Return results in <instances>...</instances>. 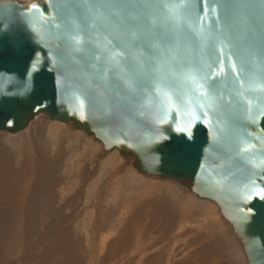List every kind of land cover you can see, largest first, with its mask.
<instances>
[{
	"label": "water",
	"instance_id": "water-1",
	"mask_svg": "<svg viewBox=\"0 0 264 264\" xmlns=\"http://www.w3.org/2000/svg\"><path fill=\"white\" fill-rule=\"evenodd\" d=\"M110 2L114 0L0 1V131L19 132L40 113L71 123L100 141L104 150L132 155L142 175L175 181L196 198L216 204L241 240L247 264H264V93L245 92L251 104L237 96L238 83L232 84L236 74L227 61L225 73L208 81L216 99L190 92V82L167 72L168 64L209 60L215 38L200 47L186 24L172 30L164 5L180 0H139L132 11L139 13L145 30L135 40L130 32L122 36L123 47L112 30L111 21L117 20L112 10L89 11ZM183 2V11L202 23L205 32L223 33L224 51L233 53L237 71L243 61V75L264 77L261 0H244L250 5L246 8L237 7L236 0ZM205 4L209 14L200 22ZM113 45L121 52V75L134 81L131 89L113 75L116 69L101 80L91 65L100 67L102 61L73 51L79 46L95 54Z\"/></svg>",
	"mask_w": 264,
	"mask_h": 264
},
{
	"label": "bare ground",
	"instance_id": "bare-ground-1",
	"mask_svg": "<svg viewBox=\"0 0 264 264\" xmlns=\"http://www.w3.org/2000/svg\"><path fill=\"white\" fill-rule=\"evenodd\" d=\"M14 1L30 4L40 0ZM32 126L35 127L36 135L40 138V147L43 153L54 156L60 146H62L61 150L65 148L66 154L62 160L66 163H62L59 169V159L55 156L54 159H57L55 166L59 169L57 171L60 175L62 171L66 175V180L67 177L71 180L68 182V186L60 190L59 201H56L58 197L52 196L46 199L43 196L45 199L42 202L41 211L38 213L42 214L43 212V215L48 218V213L52 214L51 212L57 206L56 212H60L62 210L60 205H63L64 208L66 204L68 206L73 199L82 194L81 206L83 209L75 219L77 223H67L68 225L64 229H67V242L70 246L67 244L68 248L65 245V250L62 249L66 253H54V257L57 255L55 259H51L52 256L49 257L48 264H53L56 259L58 261L63 254H65L63 260L58 263L56 261L57 264H227L223 262L224 259L230 261L231 264H247L241 240L233 233L216 204L196 198L193 193L175 181L152 175H142L135 169V159L132 155H121L117 149L104 150L100 141L75 129L71 123L51 120L45 114L40 113L35 115L29 125L19 132L0 131L1 144L16 157V164H12L13 168L17 167L16 165H21L26 155L32 157L35 154L33 149H29L23 143L28 144L29 135L27 133ZM33 161L34 157H32V163ZM37 163L40 164L38 165L40 168L37 165L36 169L32 166L35 170L38 169L37 172L41 174L37 178H40L45 184L44 191L48 195L49 193L53 195L56 186H59L61 182L60 179L51 180L47 176L50 177L49 170L55 166L52 165V167L48 162ZM5 165L3 163L0 166L5 167ZM0 168L2 169V167ZM56 168L54 169L56 170ZM20 169L21 167L17 172ZM11 171L12 169L8 173L10 175L6 171L0 175V250H3L5 245L13 240V236L22 235L21 232L17 235L14 231V225L10 224L11 217L23 221L24 214L25 216L27 214L22 215L23 203L28 202L29 204L30 200L34 198L35 190L40 191L41 189L40 179L33 182L30 176L15 175L14 171L12 173ZM43 173L48 175H43ZM155 200L163 203L161 205L163 207L167 205L170 211L172 210L171 215L162 213L163 209L159 211L160 206L154 208ZM144 202L146 203L144 204ZM138 206L145 209L144 214L140 216H138ZM12 213H14L13 216H11ZM32 213L35 212L32 211ZM136 213L137 217H135ZM43 217L41 218L43 219ZM70 218L72 219L71 216ZM131 218L134 220L129 222ZM48 219H50V215ZM45 220L43 219V221ZM22 225H24L23 222ZM42 227L44 226L42 225ZM26 230L31 231L28 228ZM199 231L208 236L209 241L211 240L209 235L215 238L212 245L200 242L201 237L198 241L196 239L189 240L188 234ZM70 233L74 236H71ZM52 236L50 237L52 238ZM53 242L56 244V241ZM61 242H64V239ZM201 245L203 246L201 247ZM83 248H86L87 252ZM76 249L88 253L89 258L85 255L87 259L83 261L80 258L82 257L81 253L80 257L76 255ZM6 255H8L7 251H5ZM12 255L15 256L13 251ZM10 260L7 258L6 261Z\"/></svg>",
	"mask_w": 264,
	"mask_h": 264
},
{
	"label": "snow or ice",
	"instance_id": "snow-or-ice-1",
	"mask_svg": "<svg viewBox=\"0 0 264 264\" xmlns=\"http://www.w3.org/2000/svg\"><path fill=\"white\" fill-rule=\"evenodd\" d=\"M261 3L264 4V0H261ZM236 6L239 8L250 7V5L246 4L244 0H236ZM105 7L107 9L112 10L111 15L117 17V20L111 21L112 30L116 32V39L120 41V46H124V41L120 38L129 32L131 33V38L135 40L137 38L138 33H143L146 25L141 21L140 15L136 11H132V9H136L139 7V0H124V2H120V0H114V2L106 3L103 5H94L89 7V11H92V8ZM32 8L37 12H40L43 15V12L39 9L38 6L32 5ZM164 8L167 9V16L165 17L166 21H170L172 24V30L174 32L182 30L183 25H187L192 33L197 37V42L200 47H203L209 40V37L215 36L212 39L211 44L209 46L208 56L209 60H204L201 58L199 64L192 65L188 63L185 65L180 62L175 65L168 64L167 72L171 73L172 76H177V74L187 83L190 82L191 88L190 92H199L200 96L204 99H216L215 96V88L213 86L212 90H209L208 81L211 78H215L216 76L222 75L225 73V62L227 61L230 71L235 73V78L232 80V84L235 87L238 83V88L236 90V95L244 97L248 100V103L251 104V99L245 96V92H260L264 93V77H257L252 74H248L247 76L243 75L245 69L243 67V61H241V67L239 71H237L236 62L233 61V53L229 51L225 53L224 49L227 47L225 40L222 38L223 33H214L212 30L205 32L202 23H198L191 19V14L183 11L185 9V4L183 0H180L179 3H171L165 4ZM128 10L127 16H122L121 13L125 10ZM217 11L216 7H211V12L215 14ZM209 14V7L205 4L203 9V14L199 15L198 21L202 22L205 17ZM95 20V17L93 18ZM127 21V22H126ZM135 21L136 23H131ZM105 26L108 24V17H104ZM152 25H155V20L151 21ZM217 25L220 24V20L217 19L215 21ZM227 25L225 26V29ZM76 40L77 45L80 44V40L77 37H73ZM108 43H111L109 41ZM97 48H100V45L97 44ZM217 49L218 54H217ZM74 52L84 53L87 58H92L94 55V59L96 62H101L100 67H97V64H92L91 67L96 69V73L99 75L101 80H107L108 74L110 71L114 69L118 71H114L113 75L117 78L124 79L125 86L131 89L133 87V79L131 76L123 77L121 73L123 72V68L121 67L120 59L121 52L117 50V46L113 45L111 48L104 47L98 53L90 54L89 51L83 47L76 46L73 48ZM167 63V61H164ZM218 65V66H217ZM156 71V69H153ZM224 79H228V77H224ZM168 95V103L171 107H175L171 100V96ZM191 101V97L189 96V102ZM84 103L81 101V108H83ZM203 107V105H201ZM171 107L169 110H171ZM179 130V129H178ZM248 147H252L249 145ZM261 198L264 199V190L260 193Z\"/></svg>",
	"mask_w": 264,
	"mask_h": 264
},
{
	"label": "rangeland",
	"instance_id": "rangeland-1",
	"mask_svg": "<svg viewBox=\"0 0 264 264\" xmlns=\"http://www.w3.org/2000/svg\"><path fill=\"white\" fill-rule=\"evenodd\" d=\"M29 136H28V138H29V140H28V144L26 143V142H23L24 144H26L27 145V147L29 148V149H33V151H34V153L36 154H33L32 155V157H34V161H33V163H32V157L31 156H29V157H27V155H26V158L25 159H23L24 161L23 162H21V165H16L17 167H15V168H13V165H15L16 163H15V156H13V154L12 153H10V151L8 150V148H5V146H3L2 144H1V142H0V163H2V164H0V165H3V163H4V165H5V167L4 166H0V167H2V169L0 168V175H2L1 173H5L4 171H6V173L8 174V173H10L9 171L12 169V171H11V173L13 172L15 175H28V176H30V178H32V180H33V182H36L37 180H39L40 178H37L38 177V175H41L40 174V172H37L38 171V169L37 170H35L36 168H37V166L38 165H40L39 163H37V162H44V163H51V166L52 165H56L55 163L57 162V159H54V157L56 156L58 159H59V164H58V167H59V169H60V167H61V164L63 163H66V161H63L62 160V158H63V156H64V154H66V150H65V148H64V150H61L62 148H60V147H62V146H60L59 148H58V152L54 155V156H50V155H48V154H46V153H43V151H41V147H40V145H41V141H40V138H38V136L36 135V131H35V127L34 126H32L31 128H30V130H29V132L27 133ZM24 137V136H23ZM29 143H31V144H29ZM59 151H60V153H59ZM67 153H69V151L67 150ZM31 155V154H30ZM13 156V157H12ZM38 156V157H37ZM50 156V157H49ZM52 157V158H51ZM68 157H70L69 155H68ZM14 158V159H13ZM39 158V159H38ZM36 159V160H35ZM14 160V161H13ZM27 160V161H26ZM39 160V161H38ZM63 161V162H62ZM11 162V163H10ZM24 162H26V163H24ZM14 163V164H13ZM36 163V164H35ZM13 164V165H12ZM24 164V165H23ZM10 165H11V168H10ZM37 165V166H36ZM9 166V167H8ZM23 166V167H22ZM35 168H33V167ZM21 167V169H20V171H18L17 172V170H19V168ZM53 167V166H52ZM4 168H5V170H4ZM18 168V169H17ZM38 168H40V166H38ZM54 168H56V166L55 167H53V169L51 170H49L50 172L48 173L49 175H50V177L49 176H47L48 174L47 173H43V175L45 174H47L46 176L49 178V179H51V180H53V179H60V182H61V184L58 186H56V188H55V191H53V192H55V193H52L53 195H51L50 193H49V195L47 194V192H45L44 191V189H45V184H43L42 183V180L40 179L39 181V183H40V186H41V189H40V191L38 190V189H36L35 190V192H34V198L32 199V200H30V202H29V204H28V202H24V203H26L25 204V206H24V203H23V205H22V215L24 214V213H27L28 214V212H30L29 213V215H31V216H29V215H27L26 214V216H25V214H24V220L23 221H20V220H16V218H14V217H11L12 219H11V221H10V224H13L12 226L13 227H15V228H13V229H15L14 231L17 233V235L21 232L22 233V235H20V236H16L17 237V239H16V237H14L13 236V240H11V242L10 243H8V244H6L5 245V247H4V249L2 250H0V252H1V254H0V264H48V261L50 260L49 259V257H51V259L52 258H56L57 257V255L54 257L53 255H54V253H66V252H64L62 249H64L65 250V248H66V246H67V248H68V242H67V229L66 230H64L65 229V227H66V225H68V224H76L77 222H76V220L75 219H77V216H78V214L82 211V209H83V207L81 206V199H82V194H80L79 196H78V198H76V199H73L72 201H71V203H69L68 204V206H67V204L64 206V208H63V205H60L59 207H61L62 208V210L60 211V212H56V209L58 208V206H57V208L55 209V210H53L51 213L52 214H50V212L48 213V218H49V215H50V219H48L45 215H43L44 213L42 212V214L41 213H38L39 211H41V205H42V202L44 201V197H46V199L47 198H49V197H52V196H54V197H58L57 199H56V201H59V197H60V190L61 189H63V188H65V186H68L67 184H69L68 182H70L71 180L70 179H68V177H67V180H66V175L61 171V175H60V173H58V171L57 170H59V169H57L56 168V170L54 169ZM9 169V170H8ZM2 170H4V171H2ZM8 170V171H7ZM17 172V173H16ZM25 172V173H24ZM47 172V171H46ZM54 173V174H53ZM72 174H73V172H72ZM8 175H10V174H8ZM11 175H13V174H11ZM34 175V176H33ZM53 175V176H52ZM31 185H33V184H31ZM31 187H33V186H31ZM29 192V191H28ZM43 192H45V193H43ZM39 193V194H38ZM35 194H37V195H35ZM46 194V195H45ZM58 194V195H57ZM27 196H28V193H27ZM44 196V197H43ZM42 198V199H41ZM145 201H146V199H144ZM155 202L157 203H155V204H153V206H154V208H159V206L161 207L160 208V210L159 211H161V209H163L161 212L162 213H165V214H167V215H171V211H170V208L166 205V207H163V206H161L163 203H161L160 201H156L155 200ZM160 202V204H158ZM146 202H144V204H145ZM28 205H30V207H28ZM33 206V207H32ZM40 207V208H39ZM145 207V206H144ZM40 210H39V209ZM165 208V209H164ZM139 211H141V212H139L138 211V213H139V215L138 216H140V215H142V214H144L143 212H145V209H143V207H139L138 206V208H137ZM143 210V211H142ZM26 211V212H25ZM32 211L33 212H35V213H32ZM174 213V212H173ZM13 214L14 213H12L11 214V216H13ZM33 214V215H32ZM41 214V215H40ZM54 214H56V215H54ZM76 214V215H75ZM61 215V216H60ZM63 215H65V216H63ZM68 215V216H67ZM72 217V219L70 218V216ZM73 215V216H72ZM137 215V213L135 214V217H137L136 216ZM43 216H45V217H43ZM60 216V217H59ZM66 216H67V218H66ZM33 217V218H32ZM41 217H43V219L45 220V218H46V220L45 221H43V219L41 218ZM62 217V218H61ZM135 217H133L134 219H135ZM28 218H30L28 221H27V219ZM42 219V221H41V219ZM52 218H53V220H52ZM57 220H56V219ZM133 218H131V220H129V222H132L134 219ZM143 218V217H142ZM68 219V221H65V220H67ZM9 220V219H8ZM31 220V221H30ZM20 221V222H19ZM35 223H34V222ZM48 221V222H47ZM50 221V222H49ZM79 221V220H78ZM22 222H23V224L24 225H22ZM62 222V223H61ZM65 222V223H64ZM15 223V224H14ZM28 223V224H27ZM29 223H31V224H33V225H31V224H29ZM41 223H42V225L45 227H42V225H41ZM46 223V225H44ZM68 223V224H67ZM37 224V225H36ZM16 225V226H15ZM35 225V226H34ZM38 225H39V229H38ZM41 225V226H40ZM22 226H23V228H22ZM19 227V228H18ZM34 227H36V228H33ZM63 227V228H62ZM22 228V229H21ZM30 229L31 231L29 232V230H26V229ZM53 228V230H51ZM33 229V230H32ZM26 230V232H24ZM65 233H64V232ZM52 232V233H51ZM41 233V234H40ZM61 234V235H60ZM66 234V235H65ZM71 234V236L73 235L72 233H70ZM46 235V236H45ZM51 235H53L52 236V238L50 237ZM195 235V236H194ZM74 236V235H73ZM56 237V238H55ZM60 237H61V240H60ZM188 238H189V240H191V239H193V240H199V238H200V242H202L203 244H211V243H213L214 241H215V238L214 237H212V236H210L209 235V237H210V241H209V239H208V236H206L204 233H202L201 231H199V232H194V234L193 233H190V234H188V236H187ZM196 237V238H195ZM198 237V238H197ZM55 238V239H54ZM64 239V242H61L63 239ZM66 238V239H65ZM16 239V240H15ZM54 239V240H53ZM76 239H77V237H76ZM18 240V242H16ZM56 241V244L53 242V241ZM66 241V242H65ZM16 245H14L13 243ZM64 243V244H63ZM53 244V245H52ZM68 244V245H67ZM66 245V246H65ZM81 245H82V247H83V244L81 243ZM212 245V244H211ZM215 245H216V247H217V244H216V242H215ZM215 245H214V247H215ZM70 246V245H69ZM203 245H201V247H202ZM8 247V248H7ZM10 247V248H9ZM65 247V248H64ZM215 247V248H216ZM55 248H58V249H55ZM219 248V247H218ZM217 248V249H218ZM10 249H12V250H10ZM85 251L87 250L86 248H83ZM82 249V250H83ZM220 249V248H219ZM218 249V250H219ZM55 250V251H54ZM70 250V249H69ZM76 250H78V249H76ZM75 250V252H76V255L77 256H79L80 257V255L82 254V257L84 258H82V257H80L83 261L85 260V259H87V258H89V256H88V253H86L85 251L83 252H81V249L80 250H78V251H76ZM5 251H7V253H8V255H6L5 256ZM12 251L15 253V256L14 255H12ZM68 251V250H67ZM71 251V250H70ZM69 251V252H70ZM78 252V253H77ZM10 253V254H9ZM81 253V254H80ZM68 254V253H67ZM85 255H86V257H85ZM63 256H65V254H63L62 255V257L61 258H59L58 259V261H57V259H56V261H57V263L59 262V261H61V260H63ZM7 258H8V260H10V261H6L7 260ZM56 261H54L53 262V264H57L56 263ZM12 262H14V263H12ZM223 262L224 263H227V264H231V262L229 263L228 261H227V259H224L223 260Z\"/></svg>",
	"mask_w": 264,
	"mask_h": 264
}]
</instances>
